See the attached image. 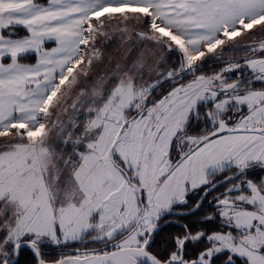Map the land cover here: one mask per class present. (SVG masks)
<instances>
[{
	"label": "snow or ice",
	"instance_id": "obj_1",
	"mask_svg": "<svg viewBox=\"0 0 264 264\" xmlns=\"http://www.w3.org/2000/svg\"><path fill=\"white\" fill-rule=\"evenodd\" d=\"M0 264H264V0H0Z\"/></svg>",
	"mask_w": 264,
	"mask_h": 264
}]
</instances>
